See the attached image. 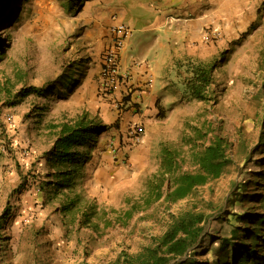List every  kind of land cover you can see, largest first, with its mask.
<instances>
[{
	"label": "rangeland",
	"instance_id": "1",
	"mask_svg": "<svg viewBox=\"0 0 264 264\" xmlns=\"http://www.w3.org/2000/svg\"><path fill=\"white\" fill-rule=\"evenodd\" d=\"M109 5L126 12L128 26L134 29L153 13L167 12L172 22L188 21L198 33L197 51L174 61L175 89L163 97V104L161 97L155 100L156 112L141 116L142 106L128 113L130 106L115 108L98 96L96 86L97 102L106 104L102 112L88 106L95 103L89 92L82 104H72L66 97L64 84L78 78L90 66L94 51L99 53L104 45L102 38L89 34L98 25L93 8ZM111 21L108 29L118 20ZM205 31L214 33L208 41L200 38ZM140 34L135 30L133 37ZM213 57L220 60L213 71L217 100L191 98L183 63ZM94 80L97 85V74ZM28 85L42 88L44 94L20 98L18 91ZM107 111L115 118L114 133L95 136L80 148L89 156L75 189L79 202L62 213L61 206L73 192H52L53 186L45 184L50 172L45 157L32 155L31 148L46 150L51 123L83 112L105 123ZM125 114L128 118L135 114L134 120L121 122ZM135 122L143 126L142 137L129 144L126 129ZM216 134L230 142L226 154L231 163L218 178L187 196L166 200L165 177L157 187L163 147L177 154L175 173L192 170L190 153ZM260 136L264 138V0L0 1V264H124L123 253L132 258L156 243L155 238L185 211L206 217L189 256L197 264H218L220 240L213 235H226L231 224L241 228V218L232 214L257 204L258 196H238L234 191L241 173L246 171L247 178L260 171L262 177ZM259 187L255 184L242 192ZM159 190L162 194L156 197ZM85 202H93L96 212L89 225H78ZM222 214L230 220L220 219ZM258 252L264 253V247ZM185 259L176 257L169 264Z\"/></svg>",
	"mask_w": 264,
	"mask_h": 264
},
{
	"label": "trees",
	"instance_id": "2",
	"mask_svg": "<svg viewBox=\"0 0 264 264\" xmlns=\"http://www.w3.org/2000/svg\"><path fill=\"white\" fill-rule=\"evenodd\" d=\"M72 1L76 2V0ZM185 61L183 64H185L188 75L183 79L188 96L200 101L212 100L215 102L217 93L212 85L213 71L220 64L218 57H213L206 62H193L190 59ZM69 84L66 82L63 87H68ZM41 90L42 88L28 85L18 91L17 95L23 98L31 93L44 94ZM48 126L54 137L50 147L43 152L50 170L47 175L49 180L45 181V184L53 186L52 192L54 193L60 192V190L73 192L72 197H69L60 208V211L66 214L75 208L79 202L80 193L76 192L75 189L82 177V170L89 156L80 148L108 129L110 125L101 123L87 112H83L72 119L51 123ZM229 146L230 142L225 137L218 134L213 135L202 148L190 153L193 164L192 170L177 173L174 170L177 154L173 149L163 147L161 157L163 173H161L162 177L157 184V187L161 186L163 177L167 180L163 197L170 202H174L190 194L195 187L218 178L222 174L223 169L231 163V158L226 154ZM258 146L262 147L260 153H263L264 156V138L261 136L259 137ZM261 158L263 157H260L258 161ZM262 165L263 173L260 179L257 174L260 171H255L252 176L247 178H245V171L240 174V179L235 185V194L243 197H246L247 194L252 197L258 196L257 204L242 212L231 213L241 218V228H239L240 225L231 224L226 235L221 237L213 235L214 238L220 240L219 248L221 253L216 257L218 264L264 263V253L260 254L258 252L264 247V237L262 235L264 230V163ZM255 184L260 186L259 189L244 193L249 190L248 187L252 188ZM161 194V190L155 193L156 197H160ZM95 208L93 202H85L78 225H89L90 216L96 212ZM125 216L126 218L130 217V210L126 211ZM2 218L0 222H2ZM219 218L230 220L229 217H224V214L219 215ZM205 219L203 212L185 211L180 213L173 219L168 228L159 237L155 238L156 243L143 247L132 258H128V255L123 253V263L169 264L173 258L185 255L187 260L182 261V264H197L189 256L190 253L188 251L198 240L203 230ZM245 240H247V243H245Z\"/></svg>",
	"mask_w": 264,
	"mask_h": 264
},
{
	"label": "crops",
	"instance_id": "3",
	"mask_svg": "<svg viewBox=\"0 0 264 264\" xmlns=\"http://www.w3.org/2000/svg\"><path fill=\"white\" fill-rule=\"evenodd\" d=\"M125 13L111 5L104 9L99 6L93 8V16L98 21V25L93 26L89 34L102 38L101 41L104 45L100 51L98 50L99 53L94 51L93 59L88 61L90 66H85L86 69L83 70L82 74H78V78H74L68 87H63L70 103H86V93L89 92V98L92 100L93 97L95 103H91V101L88 106L94 110L105 109L103 107L106 104L98 103L95 96L94 75L99 70L101 51L110 41L107 25L111 20H118L115 22H125L124 24L128 26V18ZM113 15L116 17L111 19ZM171 20H173V16L169 13L155 12L142 26L136 27V29L129 26L132 29V36L120 50V67L129 73V78L122 83V89L129 94V97L126 98L128 106H130L126 110L127 113L128 110L134 111L136 106L138 109L142 106L141 116L156 112L155 100L161 97L163 104V97L173 93L175 89L171 83L174 79V74L171 71L174 61L197 51L194 40H197L198 33L191 30L189 22L186 21L185 25H182ZM133 30L139 31L141 34L134 38ZM105 116L108 120L105 124L110 125V127L101 132L98 138H101L102 134L114 133L115 130L112 125L115 121L113 114L107 111ZM129 118L134 120L135 114ZM129 118L128 114H125L121 122L128 124ZM50 137L51 140L46 150L50 147L54 136L51 134ZM31 152L32 155H44L37 147H32Z\"/></svg>",
	"mask_w": 264,
	"mask_h": 264
},
{
	"label": "built area",
	"instance_id": "4",
	"mask_svg": "<svg viewBox=\"0 0 264 264\" xmlns=\"http://www.w3.org/2000/svg\"><path fill=\"white\" fill-rule=\"evenodd\" d=\"M213 31L201 33V39L208 41L213 35ZM109 43L104 46L100 54V66L97 73L96 89L99 97L109 101L115 108L128 106L127 92L122 89V83L129 78V73L120 67V50L125 46V42L130 40L132 29L122 22H114L109 26ZM143 126L132 123L126 129V138L129 144L138 143L141 140ZM113 152L115 147L109 143Z\"/></svg>",
	"mask_w": 264,
	"mask_h": 264
}]
</instances>
